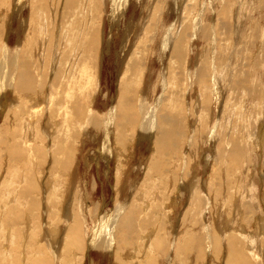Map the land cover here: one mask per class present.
Listing matches in <instances>:
<instances>
[{
    "label": "bare ground",
    "instance_id": "1",
    "mask_svg": "<svg viewBox=\"0 0 264 264\" xmlns=\"http://www.w3.org/2000/svg\"><path fill=\"white\" fill-rule=\"evenodd\" d=\"M0 1H4L7 5L5 10L7 15L11 9L15 11L11 14L14 18L17 14L30 10L29 28L27 27L29 32L25 42L20 43L22 42L20 36L16 43L19 45L12 51L9 39H3L5 41L0 45L2 52L0 108H7L3 110L5 118L2 117L4 121L0 126V159L2 164L8 167L7 174L4 177L1 176L2 179L0 177V235L3 238L7 236L5 238L7 240L4 239L6 244L0 236V242L3 241L2 244L0 243V255L3 253L1 249L6 247L3 255L9 253V258H12L10 262L13 261L14 264H73L81 255L83 256V253L89 254L87 248L90 247L109 251V254L117 261L116 264H130L132 261L124 260L122 255L125 251L132 249L129 255L135 258L141 255L143 257L135 264H161L163 259L160 258L164 256L162 254L164 250L162 252L160 250L165 247L169 237H174L173 247L175 246L179 254L183 253L185 258L192 252L199 254H196L197 258H195L198 261L202 258L207 259V255L210 258L215 254L218 258L222 247L226 245L225 264H264V245L262 244L264 242V207L260 209L262 211L257 218L254 214L252 215L256 221L254 225L256 233L253 235L246 232L245 226L235 228L234 231H226L223 225H227L228 220L221 221L222 226L219 224L218 227L213 226L211 216L213 212H210L214 207L217 209L222 205L220 202V195L223 196L220 192L222 184L218 187L220 190L218 193L216 191V194L209 192L210 184H207L209 190L206 192L205 183L199 177L200 172L195 171L197 163L201 161L200 150L206 147L209 149L216 146L218 159L225 158L230 160L232 165L239 166L245 163L244 159L246 155L249 156L250 149H254V152L257 149L256 139L251 145L253 148L248 147L249 134L252 133L247 131L249 116L244 117L241 122L242 143L235 139V136L227 134L233 128L232 117L225 119L227 128L223 132L225 121H223L225 116L223 113L225 112L220 109L222 111L219 112L221 116L219 120L216 116L226 91L236 101L241 96L244 98L252 96L264 103V78L263 82L258 81L257 78L258 71H264V42L254 39L243 49L241 47L233 50L232 45L229 48L226 46L221 48L217 43L219 39H217L216 26L209 22L213 17L210 15L213 13L218 20L224 19L227 14L230 16V2L221 0L222 3L214 6L217 0H208L204 10L196 15L199 17H195L191 14L192 10L186 16L182 13H187L192 3V6L197 9L200 6V0H179L175 7L177 19H174L173 23L166 22L165 13L167 12L164 13L163 10L158 12V16H152L148 12L147 19L142 24H136L135 30H138L133 33H131V26H126L122 38L124 41L117 55V93L108 101V108L104 112H98L96 94L101 83V58H103L105 40L102 27L105 18L109 17L112 36L109 34L111 38H108L107 48L110 46L111 51L114 42L113 29L118 28L120 22L127 17L132 0H64L66 10L64 19L63 12L58 7L62 3L61 0ZM137 1L146 9L152 6L144 5L142 0ZM160 2L166 3L167 0H160ZM262 3L264 4V0ZM208 4L211 14H208L210 10ZM156 5H158L157 2ZM255 7L257 6H253L254 11ZM156 8L155 6L153 11H156ZM0 10L4 13L1 8ZM244 12L246 11H243L241 6L238 16L240 19ZM261 14L256 15L261 17ZM225 23L227 26L230 24L227 21ZM2 27L0 26V34ZM198 37L206 40L207 43L202 44V51L195 65L192 51ZM257 49L261 55L256 57ZM9 90L12 91L11 95H14V100L10 104L7 95ZM197 90H199V97L195 99ZM228 102L229 100L226 106L229 105L230 102ZM258 107L263 110L264 104ZM255 108L253 105V109ZM253 109L251 108V111ZM234 110L235 106L230 112L233 113ZM192 111L204 113V121L201 120L205 124L204 128H198L196 125L190 129L189 121L192 118L190 116ZM233 114L236 115L235 112ZM259 114H261L260 111ZM261 120L260 118L256 120L258 126L260 122H263ZM192 122L198 123L200 118L195 116ZM87 134L92 135L91 141L99 145L96 153L106 159L107 165H111L112 162L117 163L116 206L113 211H107L100 216L97 213L98 205L93 210L92 205L89 204L93 190L89 191L86 180L79 183L77 190L80 197L76 198H80L81 203L75 198L67 199L68 188L75 183L73 181L74 183L70 186L69 179L75 176L74 171L77 168L75 166L77 162H80L79 156H82L85 150ZM143 142L148 143L151 155L146 156L147 159H145L142 154L138 159V166L133 170L136 164L130 166L131 161L134 159L137 146ZM188 146H190L189 150ZM84 158L87 160L85 156ZM142 161L145 162L142 163ZM192 161H194L195 170L190 172L193 174L190 177ZM133 171L139 177L143 173V178L141 176L142 181L132 183L134 195L131 200L126 201L123 199L125 190H123V181H126L127 175L129 176V173ZM68 180L67 188L65 182ZM239 180L238 182L241 183ZM95 185L97 187L96 179ZM244 187L247 188L245 185ZM151 191L156 195V198L152 199L153 202H151ZM246 192V196H242L249 201L246 200L247 203H245L248 204L245 215L251 217L254 211L252 207L261 206L254 188ZM246 192L240 193L244 195ZM184 200H187L186 204ZM72 201L75 202L73 205ZM81 204L86 205L87 213ZM226 204L227 201H224V207ZM160 209H165L161 210L164 216L162 214V216H156L158 219H154L153 215L161 212ZM152 210L155 213H152ZM233 214L235 216V213ZM165 216L170 217L171 224L163 232L161 225L167 224ZM63 217L64 221H62ZM88 217L91 219L97 217L90 233L87 231ZM219 221L220 219L216 223ZM43 222L49 224V227L45 225L48 227H46L48 232L44 234ZM66 226L65 233L62 234ZM237 235L242 238V247L239 245ZM254 235L256 236L253 237ZM167 242L170 243L168 240ZM3 258L8 257L3 256ZM181 258L178 259L183 262ZM190 262L186 261L187 264Z\"/></svg>",
    "mask_w": 264,
    "mask_h": 264
},
{
    "label": "rangeland",
    "instance_id": "2",
    "mask_svg": "<svg viewBox=\"0 0 264 264\" xmlns=\"http://www.w3.org/2000/svg\"><path fill=\"white\" fill-rule=\"evenodd\" d=\"M62 1V3L60 4V6H58L59 7V9L63 12V19L65 18V6H64V0H61ZM133 1V2H132ZM131 1V4H130V6H129V8H128V11H127V14H126V16L127 17H125L121 22H120V24H119V27L118 28H115V29H113V36H114V42H113V46H112V48H111V51H110V46L107 48V46H108V41H109V39L111 38V36H112V32L110 31L111 30V23H110V19H109V17H106L105 18V23H104V25H103V27H102V32H103V34H104V36H105V40H106V44H105V40H104V46H103V48H104V51H103V58H101V65H102V67H101V83H100V86H99V89H98V91H97V94H96V109H97V111L99 112H104L107 108H108V101L109 100H111L112 99V97L113 96H116V93H117V82H118V78H117V55H118V53H119V51H120V47L122 46V44H123V41L124 40H122V38H123V34H124V31H125V29H126V26L127 27H129V26H131L130 28H132L131 29V33H133L134 31H137V30H135V26H136V24H139V23H141L142 24V22H144V20H146L147 19V15H148V12H150V15H152V16H158V12L160 11H163L164 13L165 12H167V14L165 13V15H166V18H165V20H166V22L168 23V24H170V22L171 23H173L176 19H177V12L175 11L176 10V5H177V3L179 2V0H167V2L166 3H161L160 2V0H142L141 2L145 5V4H151L152 6H150V8L148 9H146L145 7H143V6H141L140 4H139V2L136 0V2L134 1V0H132ZM147 1H149V2H147ZM150 1H151V3H150ZM171 1V2H170ZM177 1V2H176ZM207 1L208 0H206V2H205V0H200V6H198V11H197V9H195V7L194 6H192L193 5V3L189 6V10H188V12L187 13H182L183 14V16L185 15H188L189 13H191L192 11V16H195V17H199V16H196L197 14H200V11L201 10H204V5H206V3H207ZM221 0H217V2L215 1V5L214 6H217V5H219L220 3H222V1L220 2ZM226 1H228V2H230V11H229V13L232 15V21H231V15L230 16H228L229 14H227L226 16H224V19H219L218 20V17L216 16V14L215 13H213V14H211L210 13V11H211V9H210V6H209V4H208V7H209V13L208 14H211L210 16H213V17H211L212 19H213V22H211L212 21V19H210L211 21H209L210 22V24L211 25H215L216 26V29H217V31H218V37H217V39H219L218 41H217V43H219L220 44V46H221V48H223V47H227V48H229L231 45H232V49L234 50L235 48H237V49H240L241 47V49H243L246 45H248L250 42H252L254 39H259L260 40V42L261 41H263L264 42V23H263V20H264V11H263V9H264V4L262 3V0H246V1H242V0H226ZM252 1H253V3H252ZM146 2V3H145ZM153 2V3H152ZM156 2H157V4L158 5H156ZM224 2V1H223ZM239 2V3H238ZM242 2V3H241ZM247 3V4H244V3ZM254 2H255V4H254ZM257 2V3H256ZM260 2L262 3V4H260ZM134 3V4H133ZM175 3V4H174ZM251 3V4H250ZM139 4V5H138ZM172 4V5H171ZM242 4V5H241ZM254 4V5H253ZM132 5H134V6H132ZM154 5V6H153ZM186 5V4H185ZM234 5H236L235 7H234ZM239 5V6H238ZM132 6V7H131ZM155 6L157 7L155 10L157 11H153L154 10V8H155ZM163 7L164 8V6H165V8L163 9L162 8V10H161V7ZM167 6V7H166ZM241 6H242V9H243V11H246V12H244L241 16H242V18L240 19L238 16L240 15L239 13H240V8H241ZM243 6H244V8H243ZM245 6H246V8H245ZM253 6H257V7H255V11L253 10L254 8H253ZM64 7V8H63ZM137 7V8H136ZM173 7H174V10H173ZM248 7V8H247ZM251 7V8H250ZM0 8L2 9V11H4V13H1V10H0V26H3L2 27V29H1V34H0V45L1 44H3V41H5L6 39H9V41H11V42H9V44H10V49H11V51L12 50H15V48H17V46L19 45H17L16 43H17V41H18V39H19V37L21 36V39H22V42H20V43H24L25 42V40L28 38V28H29V22H30V10L29 9H27L26 11H25V13H21V14H17V17H13L11 14H13L15 11L13 10V9H11L10 11H9V15H7V12L5 11L6 10V8H7V5L4 3V1H0ZM142 8V9H141ZM153 8V9H152ZM160 8V9H159ZM168 8H170L169 10H168ZM172 8V9H171ZM250 8V9H249ZM261 8H262V10H261ZM144 9V10H143ZM166 9H167V11H166ZM231 9H233L232 11H231ZM245 9V10H244ZM263 12V14H261L262 12L260 11V10ZM143 10V11H142ZM192 10V11H191ZM247 10H249V11H247ZM29 11V12H28ZM130 11V12H129ZM169 11V12H168ZM172 11H174V12H172ZM133 12H134V14H133ZM176 12V13H175ZM238 12V13H237ZM252 12L254 13V14H252ZM256 12V13H255ZM169 13H170V15H169ZM172 13H174V14H172ZM194 13V14H193ZM235 13V14H234ZM237 13V14H236ZM261 14V17L259 16V15H256V14ZM3 14V15H2ZM147 14V15H146ZM155 14V15H154ZM235 15V18H236V21H235V18H233L234 17V15ZM248 14V15H247ZM149 15V16H150ZM168 15H169V17H168ZM173 15H175V16H173ZM244 15V16H243ZM263 15V16H262ZM245 16H247V17H245ZM257 16V17H256ZM262 18V20L259 18ZM4 17V18H3ZM130 17V18H129ZM142 17V18H141ZM171 17V18H170ZM174 17V18H173ZM223 17V16H222ZM225 17H227V19L225 18ZM257 19H256V18ZM8 18V19H7ZM19 18V19H18ZM169 18V19H168ZM217 18V19H216ZM230 18V19H229ZM243 18H244V20H243ZM3 19V20H2ZM168 19V20H167ZM175 19V20H174ZM204 19H205V16H204ZM228 19H229V21H228ZM246 19V20H245ZM259 19V20H258ZM25 20H27V21H25ZM234 20V21H233ZM254 20V21H253ZM261 20V21H260ZM126 21V22H125ZM132 21V22H131ZM141 21V22H140ZM221 23V25H220V23H219V25H220V27H219V25L216 23ZM222 21H224L223 23H222ZM225 21H227L228 23H230V24H228V26L226 25V23H225ZM248 21V22H247ZM253 21V22H252ZM3 23V25H2V23ZM131 22V23H130ZM236 24H235V23ZM261 22V23H260ZM7 23V24H6ZM8 23H9V25H8ZM238 23V24H237ZM240 23V24H239ZM249 23V24H248ZM252 23H254L253 25H252ZM256 23V24H255ZM204 24H205V22H204ZM243 24V25H242ZM260 24V25H259ZM263 24V25H262ZM8 25V26H7ZM123 27H122V26ZM246 25V26H245ZM218 26V27H217ZM226 26V27H225ZM229 26L231 27V28H229ZM238 26V27H237ZM243 26V27H242ZM249 26H252V27H249ZM255 26H257L256 28H255ZM28 27V28H27ZM138 27H141L140 25H138ZM224 27V28H223ZM228 27V28H227ZM234 27V28H233ZM242 27V28H241ZM261 27V28H260ZM23 28V29H22ZM121 28V29H120ZM250 28H251V31H249L250 30ZM252 28H254L253 29V31H254V33H253V31H252ZM20 29V30H19ZM117 29V30H116ZM223 29V30H222ZM227 29H231L232 31H226ZM242 31H241V30ZM249 29V30H248ZM260 29V30H259ZM8 30V31H7ZM19 30V31H18ZM121 30H122V32H121ZM220 30V31H219ZM222 30V31H221ZM237 30V31H236ZM247 30V31H246ZM117 33H115V32ZM262 33H261V32ZM111 32V33H110ZM227 32V33H226ZM236 34H235V33ZM240 32V33H239ZM257 32H258V34H257ZM5 33V34H4ZM111 36H110V35ZM114 34H116V35H114ZM246 34V35H245ZM250 34V35H249ZM253 34V35H252ZM256 34V35H255ZM3 35V36H2ZM227 35H228V38H227ZM249 35V36H248ZM226 38H225V37ZM260 36H261V38H260ZM4 37V38H3ZM109 38V39H108ZM236 38V39H235ZM244 38V39H243ZM3 39H5V40H3ZM198 39V41L196 42V43H194V45L195 46H193V48H194V50L192 51V54L194 53V58H193V60L195 61L194 62V64L195 65H197V59H198V55H199V53H201V51H202V44L204 45L205 43H207V41L206 40H203L201 37H198L197 38ZM262 39V40H261ZM221 40V41H220ZM228 40V41H227ZM242 42H241V41ZM206 41V42H205ZM237 41H240V42H238L237 43ZM199 42V43H198ZM229 42V43H228ZM226 43V44H225ZM242 43V44H241ZM247 43V44H246ZM200 44V45H199ZM24 45V44H23ZM106 45V46H105ZM198 46H199V48L201 49V50H199V48H198ZM119 47V48H118ZM196 47H197V49H196ZM119 49V50H118ZM118 50V51H117ZM195 50L197 51V52H195ZM199 50V51H198ZM110 51V52H109ZM232 51V50H231ZM256 51H258V49L256 50ZM105 52H106V54H105ZM232 52H234V51H232ZM110 53V54H109ZM130 53H131V51L129 52V55H130ZM196 53H197V56H196ZM261 52H259L258 51V53L257 52H255V56L257 57V56H260L261 54H260ZM257 54V55H256ZM260 54V55H259ZM1 56H2V52L0 51V59H1ZM195 56H196V58H195ZM208 56V55H207ZM204 58H206V57H204ZM104 59V60H103ZM115 66V67H114ZM115 70V71H114ZM115 73V74H114ZM264 71L263 70H260V71H258V73H257V78H258V81H262L263 82V78H264ZM116 76V77H115ZM10 92H8V97H9V104H10V102H13V100H14V95H11L12 94V91L11 90H9ZM105 91V92H104ZM105 95H104V94ZM107 93H108V95H107ZM227 93V94H226ZM229 92L228 91H226L225 93H224V95H223V98H222V101H221V106L219 105V108H218V110H217V117H218V119L217 120H219V117H221L220 116V111H224L225 113H223V114H225V116H223V121L225 120V119H227V117H229L230 118V116L232 117L231 119L232 120H234V121H232V126H233V128L228 132V129H227V134L228 135H230V136H235V139H237V140H239L241 143H242V135H243V126H242V121H243V118L244 117H246V116H249V124H248V129H247V131L248 132H254V131H256L255 133H251V135L249 134V142L250 143H248V147H249V149L250 148H253V146H251L252 144H254V140L256 139V142H258V144L257 143H255L256 144V150H255V152H254V149H250L249 150V156L248 155H246V157H245V159H244V162L245 163H243V166H239V165H232V163L230 162V160H228V159H226L225 160V158L224 159H222V160H220V159H218L217 158V150H216V146H215V148L214 147H212V148H209V149H207V147H206V149H201L200 150V156H199V158H201V161L199 160V164L197 163V165H196V170H195V165H193V162L194 161H192V165H191V169L190 170H192V171H189V174H191L190 175V177H192V173H190V172H193L194 170L195 171H199L200 172V174H199V177L200 178H202V181H203V183H205V189H206V192H208V187L210 188V190H209V192L210 191H212V192H210L211 194H216V193H218V190H220L218 187H220V184H222V189L220 190V192H221V194L223 195L222 197H221V195H220V202H222V205H223V207H222V205L221 206H218L217 207V209H216V207H214V209L210 212V213H212L211 214V216L213 217L212 218V221H213V226H215V227H218L217 225L219 224V225H221L222 223H221V221H225V220H228L229 221V223H227V225H223V227L226 229V231H234V229L235 228H241L242 226H245V228H246V232L247 233H250L251 235H253V234H255L256 233V226H254L255 224H256V221H255V218L253 219V217H252V215L254 214V217H256L257 218V216H259L260 215V213H261V211L262 210H260L261 208L263 209V207H264V107L262 108L263 110H261V109H258L259 107L258 106H262L264 103H263V101L262 100H258V98H253L252 96H250L249 98H248V96H246V98H244V97H238V100L236 101V99L235 98H233L232 99V95H231V97H230V95L228 94ZM100 95V96H99ZM196 96V98L195 99H197V97H199V90H197V92H196V94H195ZM226 95V96H225ZM228 95V96H227ZM12 96V97H11ZM103 96V97H102ZM107 96V97H106ZM110 99H109V98ZM227 97V98H226ZM98 98V99H97ZM99 98H101L100 100H99ZM106 98V99H105ZM193 98V99H194ZM226 99V100H225ZM253 99V100H252ZM192 100V99H191ZM227 100H229V105L228 106H226V103H227ZM253 102H252V101ZM256 100L258 101V102H256ZM245 101V102H244ZM248 101L250 102V103H248ZM101 104H100V103ZM223 102H224V104H223ZM232 102V103H231ZM256 102V103H255ZM238 103H240L239 105H238ZM13 104V103H12ZM103 104V105H102ZM243 104V105H242ZM245 104V105H244ZM247 104H249V105H247ZM251 104V105H250ZM107 105V106H106ZM223 105V106H222ZM253 105H254V108L255 109H253ZM3 106V105H2ZM12 106V105H11ZM233 106H235V110H234V112L236 113V115L234 116V112L232 113V112H230L231 111V109H232V107ZM237 106V107H236ZM239 106V107H238ZM253 109L252 111H251V108ZM97 107H99V108H97ZM104 107H106V108H104ZM221 107V108H220ZM242 107V108H241ZM245 108V109H244ZM250 108V109H249ZM4 109H6L7 110V108H4L3 107V109H1L0 108V126H1V123H3V121H4V119L3 118H5V116L3 115L4 114ZM101 109H102V111H101ZM220 109H222V110H220ZM227 109V110H226ZM249 109V110H248ZM246 110V111H245ZM248 110V111H247ZM259 111L261 112V114H259ZM3 112V113H2ZM246 112V113H245ZM248 112V113H247ZM263 112V113H262ZM232 114H233V116H232ZM246 114V115H245ZM190 116L192 117L191 119H190V121H189V127H190V129H193L194 127H196V125H197V127L198 128H204L205 127V124L201 121V120H203L204 119V113H202V112H199V113H196L195 111H192L191 112V114H190ZM195 116H197L198 118H200V122H198V123H195V122H192L193 121V119L195 118ZM237 116V117H236ZM262 116V117H261ZM3 117V118H2ZM194 117V118H193ZM250 117H251V119H250ZM234 118V119H233ZM259 118H260V120L262 119L263 120V122L260 124L259 123V125L260 126H258L257 124H256V122L259 120ZM214 119V118H213ZM257 120V121H256ZM261 120V121H262ZM204 121V120H203ZM253 121H254V123H253ZM193 123V124H192ZM227 121L225 120L224 121V123H223V132L225 131V128H227ZM241 123V124H240ZM252 123V124H251ZM193 126H192V125ZM239 124V125H238ZM257 125V126H256ZM200 126V127H199ZM241 126V127H240ZM251 126V127H250ZM253 126V127H252ZM256 126V127H255ZM192 127V128H191ZM251 128H253V129H251ZM255 128V129H254ZM257 128V129H256ZM263 130V131H262ZM230 133V134H229ZM255 134V135H254ZM241 135V136H240ZM252 135H253V137H252ZM239 136V137H238ZM87 138H86V145H85V150H84V152H82V156H79L80 157V159H78V161H80V162H77V165L75 166V167H77V168H75V171H74V175L75 176H73V177H71L69 180H70V183H71V185L70 186H72V184H73V186L72 187H69V180L67 181V182H65V186L69 189V191H68V196H67V199H70V198H75L76 200L78 199V200H80L79 202L81 203V199L80 198H76L77 196L78 197H80L78 194V186H80V182L82 183V181H84V180H86V184H87V187H88V189H89V191H92L93 190V195H91V198H90V200H89V204L90 205H92V209L94 210V209H96L97 207H98V211H97V213H98V216H100V214L102 215V214H104L105 212H110V210L111 211H113V209L115 208V204H116V196H117V193H115L116 192V179H115V174L117 173V167H116V162H112L111 163V165H107L108 163H107V161H106V159H104V158H102L101 156H98V153H96V149H97V151H98V147H99V145L98 144H94L95 142H93V141H91V137H93L92 135L90 136H88V134H87V136H86ZM91 138V139H90ZM87 139H89V140H87ZM253 139V141H251ZM259 140V141H258ZM213 145H214V143H212ZM4 145V144H3ZM96 147V148H95ZM247 147V148H248ZM188 148V150H189V148H190V146H188L187 147ZM146 149L148 150V151H146ZM211 150H213V151H211ZM253 151V152H252ZM148 152V153H147ZM150 152V147H148V143H146V142H143V143H140V146L138 145L137 146V150H136V153H135V155H134V159L131 161V165L130 166H134L135 164H136V166L133 168V170L134 169H136V167L138 166V164H137V162L139 161L138 159H139V157H141V155L143 154L144 156V158L145 159H147V157L146 156H150L151 155V152ZM210 152H212V153H210ZM97 155H96V154ZM255 153V154H254ZM84 154H86V155H84ZM145 154H147V155H145ZM251 154V155H250ZM80 155V154H79ZM87 158V160L84 158V156ZM88 155V156H87ZM257 155V156H256ZM1 156V155H0ZM214 156V157H213ZM95 157V158H94ZM211 157H212V159H211ZM254 159H253V158ZM248 159H250L249 161H248ZM85 161H87V162H85ZM89 161V162H88ZM214 161V162H213ZM251 161L253 162V163H251ZM257 161V162H256ZM145 162V161H144ZM143 161H142V163H144ZM205 162V163H204ZM257 164H256V163ZM3 162L1 161V159H0V164H2ZM204 163V164H203ZM210 163V164H209ZM214 165H213V164ZM220 163H221V165H220ZM229 163V165H227ZM82 164V165H81ZM212 164V166H209V165H211ZM252 164H255V165H253L252 166ZM87 165V166H86ZM217 165H218V167H217ZM194 166V167H193ZM216 167L217 168V173H215L216 172V168L214 169L213 167ZM227 166V167H226ZM262 166V167H261ZM88 167H90V168H88ZM220 167H222L221 169H220ZM242 167V168H241ZM8 167H5V165H3L2 164V166L0 165V177L2 176V177H4L5 176V174H7V172H8V169H7ZM116 168V169H115ZM204 168H206V169H204ZM225 170H224V169ZM228 168V169H227ZM247 168V169H246ZM255 168V169H254ZM194 169V170H193ZM210 169H212V171L210 170ZM219 169V170H218ZM226 169H227V171H226ZM237 169V170H236ZM240 169V170H239ZM245 169V170H244ZM215 170V171H214ZM234 170V171H233ZM254 170V171H253ZM88 171V172H87ZM116 171V172H115ZM221 171L223 172L222 174H221ZM229 171V172H228ZM206 172V173H205ZM213 172V173H212ZM219 172V173H218ZM246 172V173H245ZM251 172V173H250ZM255 174H253V173ZM2 173H3V175H2ZM201 173H202V175H203V173H204V175L202 176L201 175ZM212 173V174H211ZM238 173V174H237ZM91 174V175H90ZM225 176H224V175ZM241 176H240V175ZM244 174V175H243ZM246 174V175H245ZM218 175V176H217ZM252 176V178H250L251 176ZM141 176H142V178H143V173H141ZM141 176L139 177L138 175H136L135 173H134V171L132 172V173H129V176L127 175V178H126V181H123V184H124V188H123V199L124 200H126L127 201V199L128 200H131L132 199V197H133V195H134V191H132L133 189V187H134V185L133 184H135L137 181H139V180H141L142 181V178H141ZM207 176V177H206ZM2 177H1V179H2ZM77 177V178H76ZM204 177V178H203ZM241 177V178H240ZM246 177V178H245ZM226 178H228V179H226ZM232 178H233V180H232ZM234 178H236L235 180H234ZM250 178V179H249ZM1 179H0V181H1ZM74 179V180H73ZM81 179V180H80ZM95 179H96V182H97V187H96V185L94 186V183H95ZM159 179V178H158ZM221 179H222V181H221ZM225 179V180H224ZM238 179H240L239 181H241V183L240 182H238ZM243 179V180H242ZM93 180H94V182H93ZM209 180V181H208ZM211 180V181H210ZM223 180L225 181V183L223 182ZM229 180V181H228ZM231 180V181H230ZM248 180V181H247ZM74 181V182H73ZM92 181V182H91ZM129 181V182H128ZM219 181V182H218ZM220 181H221V183H220ZM245 181H247V182H245ZM251 181V182H250ZM211 182V183H210ZM218 182V183H217ZM133 183V184H132ZM235 183V184H234ZM240 183V184H239ZM243 183V184H242ZM252 183V184H251ZM207 184H210L208 187H207ZM217 184V185H216ZM233 184H234V186H233ZM246 184H250V185H246ZM212 185V186H211ZM244 185L245 186H247V188L246 187H244ZM229 186V187H228ZM90 187V188H89ZM96 187V188H95ZM213 187V188H212ZM215 187V188H214ZM217 187V188H216ZM237 189H236V188ZM92 188H94V189H92ZM227 188V189H226ZM233 188V189H232ZM252 188H254L255 189V191L257 192V198H259L258 199V201L260 202V206L261 207H258L259 208V210H257L258 208H256L255 206H253L252 208H254V211H252V213H251V211H250V213H251V217L250 216H246L245 214H247V212H246V210L245 209H247L246 208V205L248 206V204H245V203H247V202H249L247 199H244L243 197H245L246 196V194H247V190L248 191H250ZM246 189V190H245ZM226 190V191H225ZM228 190V191H227ZM233 190V192H231ZM236 190V191H235ZM217 191V192H216ZM231 193H230V192ZM133 192V193H132ZM216 192V193H215ZM228 192V193H227ZM240 192H246L244 195L243 194H241ZM78 193V194H77ZM151 194H150V196L152 197L151 198V200L154 198H156V195H155V192H153V191H151L150 192ZM260 194V195H259ZM130 195H132L131 196V198H130ZM154 197H153V196ZM162 197H163V195L162 194H160ZM229 195H231V196H229ZM236 196V197H234V196ZM263 195V196H262ZM160 196V197H161ZM243 196V197H242ZM161 197V198H162ZM261 197V198H260ZM225 198H226V200H225ZM231 198H233V200L231 199ZM235 199H236V201H235ZM77 200V201H78ZM123 200V201H124ZM232 200V201H231ZM244 200V201H243ZM246 200H247V202H246ZM126 201H124V202H126ZM185 201V200H184ZM187 201V200H186ZM186 201H185V204H186ZM224 201H227V204L225 205V207H224ZM240 201L242 202V203H240ZM114 202V203H113ZM131 202V201H130ZM151 202H153V200L151 201ZM231 202H235L234 204H236V205H234L233 203L231 204ZM73 203H75V202H71V204L73 205ZM100 204H101V206H100ZM229 204V205H228ZM263 204V205H262ZM68 205H70V203H68ZM82 206H83V208H84V210H85V213H87L86 212V205L85 204H81ZM98 205V206H97ZM239 205V206H238ZM243 205V206H242ZM81 206V207H82ZM97 206V207H96ZM236 206L238 207V208H236ZM240 206H242V207H240ZM245 206V207H244ZM233 209H232V208ZM242 208V209H241ZM218 209H220V210H218ZM224 209V211H222ZM226 209H227V211H226ZM239 209H241L240 211H241V213H240V211L238 212V210ZM249 209V208H248ZM101 210V211H100ZM155 210V209H154ZM162 209H160V211H161ZM163 210H165V209H163ZM162 210V211H163ZM245 210V211H244ZM153 211V210H152ZM162 211L161 212H159L157 215H155L156 213L153 211L152 213H155L153 216H154V219H158V217H156V216H162ZM216 211V212H215ZM235 211H237L238 213H236ZM256 211V212H255ZM264 211V210H263ZM150 212V211H149ZM218 212V213H217ZM227 212V213H226ZM253 212H255V213H253ZM233 213H235V216H234V214ZM225 214V215H224ZM88 215V214H87ZM232 215V216H231ZM239 215V216H238ZM246 216V218H245V216ZM163 216H164V214H163ZM210 216V214H209V217H211ZM217 218L216 220H215V217ZM218 216V217H217ZM223 216V217H222ZM225 216H226V218H225ZM238 216V217H237ZM166 218H165V220H167V224L166 225H161L162 227H161V230L164 232V231H166V228H169V226H170V224H171V219H170V217H167V216H165ZM162 217H160V219H161ZM167 218H169V219H167ZM244 218V219H243ZM220 219V223L219 222H217L216 223V221H218ZM250 219V221H248ZM88 224H89V227H87V231L90 233V231H92V229L91 228H93V226L95 225V223H96V220H97V217H95V218H93V219H91V217H88ZM43 221H45V220H43ZM62 221H64V217L62 218ZM230 221H232V223H230ZM235 221H237V222H235V224H234V222ZM246 221V222H245ZM46 222V221H45ZM45 222H43V225L42 226H45V225H47L48 227H49V224L48 223H45ZM206 222H208V221H206ZM239 222L241 223V224H239ZM247 222H248V224H247ZM244 223V224H243ZM233 224V225H232ZM237 225H240L239 227H236ZM253 225V226H252ZM47 226H45V228L44 227H42L44 230H42V232H43V234H44V232H48V231H46L47 229H46V227ZM222 226V225H221ZM228 226H230L229 227V229H227L228 228ZM47 227V228H48ZM254 227V228H253ZM66 228H67V226L66 227H64V230H63V232H62V234H64L65 233V230H66ZM164 228V229H163ZM249 228V229H248ZM233 229V230H232ZM248 230V231H247ZM87 231H86V236L88 235V233H87ZM174 231V230H173ZM62 234H60V235H62ZM1 236V238H2V240L4 241V244H6L5 243V240H7V239H5V238H7V236H4V238L2 237V235H0ZM256 235H254L253 237H255ZM237 237H238V235H237ZM87 238H88V236H87ZM239 238V245L242 247V238H240V237H238ZM5 239V240H4ZM50 239V238H49ZM1 240V241H2ZM167 240L170 242L169 244H168V242H167ZM166 240V244H165V247H166V249H161L160 251L162 252L163 250V253L162 254H164V256L162 257V258H160V259H163V262H162V260H161V264H170V263H174V264H182V263H184V264H187L186 263V261H191V259H192V261L189 263V264H192V262H193V264H212V263H214V264H220L221 262V264H225V260H226V245L225 246H223L222 247V251L219 253V257L218 258H220V259H218L217 258V256L218 255H215L214 254V256H211L210 258H209V256L207 255V259H205V260H203V258H202V260L204 261H202V260H200L199 259V261L197 260V259H195V258H197L196 257V254H198L197 252H192V254L190 255V254H188V255H190V256H188V255H186V257L187 258H185V256L183 255V253H180L179 254V252H177L176 250H175V246L173 247V240H174V237H169L168 239ZM3 241L2 242H0L1 244L3 243ZM138 241V240H137ZM172 242V243H171ZM171 244V245H170ZM263 245H264V242L262 243ZM88 245L90 246V244L88 243ZM171 246V248L169 247V246ZM1 247V246H0ZM169 247V248H168ZM4 249H6V247H3ZM224 248V249H223ZM2 250L1 249V251L3 252L1 255H0V264H14L13 263V261H12V263L10 262L11 260H12V258H9V253H6L5 255H3L4 254V252H5V250ZM88 249V252H89V254L88 253H83V256L81 255L79 258H78V260L75 262V263H73V264H116L117 263V261H115V259L109 254L110 252L109 251H105V250H101V249H97V248H90V247H88L87 248ZM169 250H171V251H169ZM173 250V251H172ZM247 250V249H246ZM97 251V252H96ZM129 251V252H128ZM167 251V252H166ZM176 251V252H175ZM258 251H260V250H258ZM131 252H132V249H129V250H127V251H125L124 252V255H122V258L125 260L126 259V261H132L130 264H135L138 260H141V259H143V257H142V255L141 256H137V258H135V256L134 257H132L131 255H129V254H131ZM169 252H170V254H169ZM249 252V251H248ZM129 253V254H128ZM195 254V255H194ZM225 254V255H224ZM80 255V253L78 254V256ZM115 255H119V254H115ZM137 255H138V253H137ZM169 255H170V257H169ZM199 255V254H198ZM3 256L5 257H8V258H3ZM167 256H168V258H167ZM177 256V257H176ZM195 256V257H194ZM125 257H127V258H125ZM176 257V258H175ZM183 259H182V258ZM224 257V258H223ZM178 258H181L182 260H183V262L180 260V259H178ZM213 258V259H212ZM216 258V259H215ZM223 258V259H222ZM166 259H167V261H166ZM187 259V260H186ZM169 260H171V261H169ZM178 260V261H177ZM186 260V261H185ZM195 260V261H194ZM3 261V262H2ZM207 261V262H206ZM167 262V263H166ZM202 262V263H201ZM210 262V263H209ZM212 262V263H211ZM118 264H120V263H118Z\"/></svg>",
    "mask_w": 264,
    "mask_h": 264
}]
</instances>
